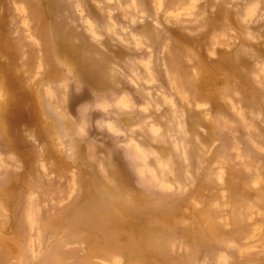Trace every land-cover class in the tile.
I'll return each instance as SVG.
<instances>
[{"label":"rangeland","instance_id":"obj_1","mask_svg":"<svg viewBox=\"0 0 264 264\" xmlns=\"http://www.w3.org/2000/svg\"><path fill=\"white\" fill-rule=\"evenodd\" d=\"M0 105V264H264V0H0Z\"/></svg>","mask_w":264,"mask_h":264},{"label":"bare ground","instance_id":"obj_2","mask_svg":"<svg viewBox=\"0 0 264 264\" xmlns=\"http://www.w3.org/2000/svg\"><path fill=\"white\" fill-rule=\"evenodd\" d=\"M11 97H12V95H11ZM18 103V102H17ZM5 108H7V104H6V106H5ZM1 109H2V105H0V111H1ZM0 113H2V112H0ZM117 218H118V220H120L121 219V217H120V214H118V215H116L115 216V219L117 220ZM155 228L154 227H152V226H149L148 227V230H147V233L148 234H152V233H150L152 230H154ZM140 245L141 246H143V247H145L146 249H151L150 248V246H152L151 244H150V242L149 241H145V240H140Z\"/></svg>","mask_w":264,"mask_h":264}]
</instances>
